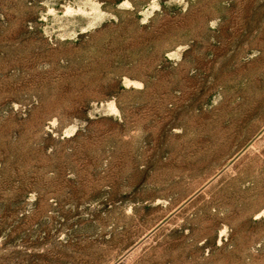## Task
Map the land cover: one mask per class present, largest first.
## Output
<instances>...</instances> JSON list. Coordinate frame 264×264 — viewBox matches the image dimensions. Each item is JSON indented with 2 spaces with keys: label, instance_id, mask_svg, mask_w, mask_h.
<instances>
[{
  "label": "rangeland",
  "instance_id": "1",
  "mask_svg": "<svg viewBox=\"0 0 264 264\" xmlns=\"http://www.w3.org/2000/svg\"><path fill=\"white\" fill-rule=\"evenodd\" d=\"M0 264H264V0H0Z\"/></svg>",
  "mask_w": 264,
  "mask_h": 264
}]
</instances>
